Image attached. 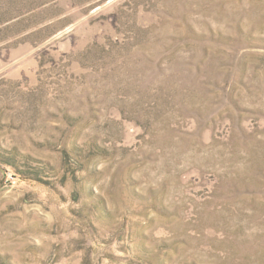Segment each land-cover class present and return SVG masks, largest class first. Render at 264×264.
Wrapping results in <instances>:
<instances>
[{
  "label": "rangeland",
  "instance_id": "374dc122",
  "mask_svg": "<svg viewBox=\"0 0 264 264\" xmlns=\"http://www.w3.org/2000/svg\"><path fill=\"white\" fill-rule=\"evenodd\" d=\"M0 264H264V0H0Z\"/></svg>",
  "mask_w": 264,
  "mask_h": 264
}]
</instances>
